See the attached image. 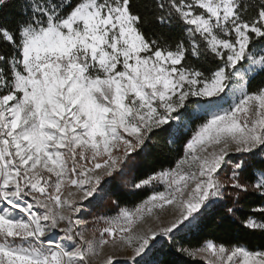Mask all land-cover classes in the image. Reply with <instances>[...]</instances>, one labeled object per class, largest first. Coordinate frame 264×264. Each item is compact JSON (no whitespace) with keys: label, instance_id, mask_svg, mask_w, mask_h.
I'll list each match as a JSON object with an SVG mask.
<instances>
[{"label":"snow or ice","instance_id":"snow-or-ice-1","mask_svg":"<svg viewBox=\"0 0 264 264\" xmlns=\"http://www.w3.org/2000/svg\"><path fill=\"white\" fill-rule=\"evenodd\" d=\"M151 11L181 35H147L133 0H0V264H146L158 238L203 264H264V244L177 242L226 192L229 216L259 200L242 225L264 237V82L250 88L264 74V0ZM193 103L202 115L174 166L134 180L152 194L98 217L89 239L85 202Z\"/></svg>","mask_w":264,"mask_h":264},{"label":"trees","instance_id":"trees-1","mask_svg":"<svg viewBox=\"0 0 264 264\" xmlns=\"http://www.w3.org/2000/svg\"><path fill=\"white\" fill-rule=\"evenodd\" d=\"M255 2V0H249ZM134 8L141 12L148 19L144 27L147 35L164 32L171 38H178L181 33L178 29L162 28L158 23L152 20L151 8L154 0H133ZM13 14L16 8L11 10ZM254 11V10H253ZM7 46L0 44V52L6 51ZM264 82V74L255 76L251 81L250 88H255ZM195 103L188 106L187 111L182 116L186 120V125L173 127L168 133H158L153 135L147 142L148 147L139 157L133 161L123 176H117L115 179L108 178V183L104 184L102 197L92 204V212L98 214L113 215L120 208H134L142 200L152 194L153 189H134L132 184L134 180L143 178L152 172L159 171L162 168L174 166L176 159L182 155L184 138L189 135L190 129L199 123V116L192 113ZM159 188L156 185V190ZM115 202V203H114ZM253 203L258 204V199H249L241 201L236 209L235 216H229L226 212L228 207L233 206L232 198L227 194L214 204L207 213L196 220L190 227L185 228L177 234V242L184 247L196 248L202 245L206 240H214L217 243H232L235 241H246L250 247L264 244V237L261 234H252L242 225V221L250 214L249 206ZM149 264H161V261H167L168 264H203L198 259H192L186 256H180L174 252L172 242L168 238L157 245L149 257Z\"/></svg>","mask_w":264,"mask_h":264},{"label":"rangeland","instance_id":"rangeland-1","mask_svg":"<svg viewBox=\"0 0 264 264\" xmlns=\"http://www.w3.org/2000/svg\"><path fill=\"white\" fill-rule=\"evenodd\" d=\"M192 113L194 115H196V116L202 115L200 109L198 108V106L196 104L194 105ZM181 121H182L181 125H186V120L181 118ZM158 186H159V188L157 190H163V186L162 185H158ZM101 197H102V193H100L98 195V197L95 200H93L90 205H88L87 202H85V204L87 205V212H86V215L82 218L85 221V224L82 225V227H87L89 229V231L86 233V235L88 236L89 239L91 238V229L96 225L98 217L115 216L117 214L116 213V214H113V215H104V214H98L97 212H92V209H91L92 204L95 203L96 201H98ZM165 219H167V217H165ZM158 239L163 241L166 238H158ZM150 254H151V252L148 253L147 256H145L146 264H149V260L148 259L150 257Z\"/></svg>","mask_w":264,"mask_h":264}]
</instances>
